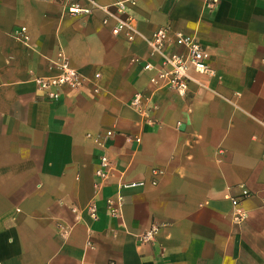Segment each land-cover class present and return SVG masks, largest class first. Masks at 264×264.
<instances>
[{"label": "crops", "instance_id": "obj_1", "mask_svg": "<svg viewBox=\"0 0 264 264\" xmlns=\"http://www.w3.org/2000/svg\"><path fill=\"white\" fill-rule=\"evenodd\" d=\"M67 1L0 0V264H264V0H137L133 41ZM164 25L216 70L192 71L184 96L143 69ZM61 52L89 81L48 99L35 79L61 72ZM137 92L154 107L133 108ZM103 153L113 174L97 192ZM122 177L144 184L113 215Z\"/></svg>", "mask_w": 264, "mask_h": 264}, {"label": "built area", "instance_id": "obj_2", "mask_svg": "<svg viewBox=\"0 0 264 264\" xmlns=\"http://www.w3.org/2000/svg\"><path fill=\"white\" fill-rule=\"evenodd\" d=\"M217 0H212L216 2ZM137 0H113L110 5L101 4L98 0H88V5H84L82 0H68L66 7L71 14H91L94 10H104L107 13L104 23L112 19V31L119 35L125 33L130 41L140 35L137 28L138 18L133 13ZM21 34L17 38L25 43L29 41L27 27L23 26ZM146 41L153 51L154 60H145L143 69L152 72L150 78L151 88L161 90L170 88L177 91L180 95H186L190 82L193 80L192 71L198 73L216 74V70L209 63V52L202 42L195 36L189 35L183 31L175 30L170 25H164L152 32L146 38ZM61 61L59 65L61 72L49 77H37L35 82L45 91L48 99H58L62 95L63 89L68 87L73 90L83 89L87 83V77L72 66L67 56L61 52ZM134 62H140L141 58H133ZM101 73L95 74V79L100 77ZM151 95L143 92H137L131 99L130 105L139 112H145L147 107H154L149 104ZM108 135L115 134V131L109 130ZM137 141L141 138L137 137ZM158 173V171H154ZM113 174L112 162L106 153L100 157V164L96 170V188L99 192L107 183ZM144 184V181L125 182L123 177L118 182V190L114 197L108 198V208L113 215H119L122 212L123 194L122 189L127 187H136ZM250 196V191L243 188L240 197H231L232 204L235 207V218L238 222L245 220L248 214L242 208V200ZM93 215L95 208H92ZM159 228L153 226L145 232L139 234L141 242H150L155 239Z\"/></svg>", "mask_w": 264, "mask_h": 264}]
</instances>
